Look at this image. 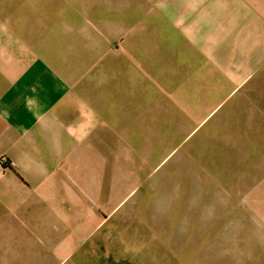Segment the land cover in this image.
I'll return each instance as SVG.
<instances>
[{"label": "crops", "instance_id": "crops-1", "mask_svg": "<svg viewBox=\"0 0 264 264\" xmlns=\"http://www.w3.org/2000/svg\"><path fill=\"white\" fill-rule=\"evenodd\" d=\"M216 82L264 115V0H0V264L133 248L109 222L149 162L135 131L200 96L214 113ZM262 183L264 165L242 189Z\"/></svg>", "mask_w": 264, "mask_h": 264}, {"label": "rangeland", "instance_id": "rangeland-1", "mask_svg": "<svg viewBox=\"0 0 264 264\" xmlns=\"http://www.w3.org/2000/svg\"><path fill=\"white\" fill-rule=\"evenodd\" d=\"M215 86L214 113L200 96L183 112L152 114L149 129L135 131L147 138L139 151L149 162L120 186L123 203L109 224H127L125 239L136 241L118 242L119 258L106 264H264L261 225L252 227L251 253L249 231H239L242 222L264 221V191L242 189L264 165V146L256 145L264 130L255 128L264 115Z\"/></svg>", "mask_w": 264, "mask_h": 264}]
</instances>
